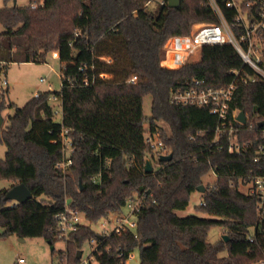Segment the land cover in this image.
Listing matches in <instances>:
<instances>
[{
  "label": "trees",
  "instance_id": "16d2710c",
  "mask_svg": "<svg viewBox=\"0 0 264 264\" xmlns=\"http://www.w3.org/2000/svg\"><path fill=\"white\" fill-rule=\"evenodd\" d=\"M148 1L29 0L25 7L0 8V73L13 55L19 62H41L57 53L61 63L60 90L38 92L22 107L8 105L15 109L0 128V143L6 147L0 179L12 181L11 186L24 183L33 197L15 203L4 199L10 187L0 190V236L43 237L50 245L65 240L72 264L93 238L97 247L90 257L96 264H121L118 247L123 258L138 248V264H253L264 259V221L258 217L259 198L241 192L239 184L248 175L264 174L259 152L264 146V80L237 79L230 111L247 115L245 124L235 123L237 139L245 146L229 152L223 135L218 149L213 144L218 121L210 106L171 104L169 93L190 87L195 79L220 87L232 81V70L253 71L230 44L205 45L196 63L162 66L168 37L188 34L193 23L217 22L218 16L207 0H181L175 8L155 2L150 8ZM218 2L232 21L235 9ZM260 65L264 68V48ZM134 74L136 84H128ZM52 95L60 103L59 120ZM146 95L151 98L149 130L159 128L172 154L170 161L158 160L151 172L144 171L151 153L144 141ZM5 107L0 86V111ZM158 121L168 125L169 134ZM63 127L73 147L65 174L56 167L63 155ZM210 171L216 181L200 192L206 204L198 206L209 217L177 215ZM142 193L135 230L98 239L91 224L121 212L130 196ZM65 207L76 209L87 223L59 238L54 215ZM214 225L229 231L227 240L207 241ZM225 250L227 255H221Z\"/></svg>",
  "mask_w": 264,
  "mask_h": 264
},
{
  "label": "built area",
  "instance_id": "2783aa9c",
  "mask_svg": "<svg viewBox=\"0 0 264 264\" xmlns=\"http://www.w3.org/2000/svg\"><path fill=\"white\" fill-rule=\"evenodd\" d=\"M225 7L235 9V15L232 21H229L224 15L218 0H207L209 6L218 16V21L214 23H202L198 28L190 31L188 34L173 35L167 38L164 43L165 56L161 61V65L177 69L186 64H192L201 61L202 49L205 45L213 44H230L239 54L243 63L253 71L252 75L243 73L241 70H232L233 79L230 83L214 87L205 84L203 80L195 79L190 87L184 90H171L169 93V102L178 105H197L210 106V113L217 118V126L213 138V144L217 145L218 149L223 147L220 144V138L226 135L229 139L227 143V151L239 153L244 143L237 139V132L239 127L235 123L243 124L237 120L238 110L230 111V102L233 93L236 89L237 79L240 78L242 82H254L257 78L264 80V68L261 67V50L262 47V33H264V0H223ZM155 2L158 5H163L168 0H149V3ZM258 5L256 12H253V7ZM107 59L108 58H104ZM42 81L44 79H41ZM138 80L137 75H131L127 83L136 84ZM87 84V81H85ZM3 84H7L4 80ZM38 92L34 95L37 96ZM50 101L54 103V114H61V107L56 96H50ZM55 106H58L55 107ZM246 118V122H247ZM68 129L62 128L61 141L62 152L61 159L56 163V167L63 173L68 166L72 164L70 158L73 152L72 140L68 135ZM144 141L150 147V158L159 160L163 154H168L164 147V143L160 137L158 130H146L144 133ZM259 152L264 154V146L259 147ZM259 159L255 157V160ZM156 168H153V170ZM249 180L245 183L240 181L239 185H246V194L256 195L259 198L257 207L258 217L260 221H264V174L248 175ZM144 193L130 196L121 212L110 214L107 218L101 220L102 230L99 235L109 236L110 234H121L128 230H135L137 224V215L143 204ZM15 202V201H14ZM17 203V202H15ZM205 201L201 200L200 205H205ZM81 214L73 208L65 207L61 212L54 215L58 222L59 236L65 237L77 229ZM106 222H113L112 229L108 230L104 227ZM252 240L253 236H249ZM90 241H96L91 239ZM117 256L121 259V264H128L129 259L133 256V251L124 257V252L121 247L117 248ZM24 262L23 258L18 259V264ZM80 262V261H79ZM85 264H96L93 257H89ZM68 264V263H60ZM78 264V263H77ZM253 264H264V259H261Z\"/></svg>",
  "mask_w": 264,
  "mask_h": 264
},
{
  "label": "rangeland",
  "instance_id": "374dc122",
  "mask_svg": "<svg viewBox=\"0 0 264 264\" xmlns=\"http://www.w3.org/2000/svg\"><path fill=\"white\" fill-rule=\"evenodd\" d=\"M29 4V0H0V8L7 7H25ZM150 8L155 6L154 3L148 5ZM202 23H193L190 27V31L198 28ZM2 28L0 27V32ZM264 47V42H262ZM61 63L58 59L57 53H49L45 61L41 62H19L13 55V60L10 61L4 70L0 73V86L4 90V101L6 107L1 111L4 118V122L1 128H4L8 121V115L13 114L15 106L22 107L28 100H30L37 92L44 91H58L61 87ZM41 79H44L43 81ZM6 80L7 84H3ZM14 103L15 106L9 107L10 103ZM58 108V106H55ZM143 113L144 119V130L149 129L148 117L151 113V98L146 95L143 98ZM247 118V115H245ZM56 120L60 119V115L55 116ZM159 126L162 130L169 134L168 125L163 121H158ZM160 133L159 128H157ZM6 147L0 143V157H4ZM146 160H150L153 168L159 166V161L156 158L147 157ZM67 170L65 171V173ZM63 173V172H62ZM64 173V174H65ZM216 181V173L210 171L203 177V185L207 187L212 185ZM12 181L7 179H0V190L8 189L11 187ZM241 192L247 191L246 185H239ZM201 193L194 191L190 195L189 203L185 209L177 210L176 214L179 216L186 215H198L202 217H209L205 215L198 206L201 203ZM38 199L48 201L49 198L41 196ZM81 223H87L83 216L80 217ZM91 227L99 234L103 228L102 222L98 221L95 224H91ZM104 227L108 230L112 229L113 222H106ZM2 228L0 227V233ZM229 231L221 225H214L210 227L207 234V241L215 243L220 240L223 235H228ZM60 238V236H59ZM65 238V237H63ZM17 237L16 235L0 236V264H18V259L23 258L24 262L21 264H60L68 263L70 261L71 253L66 251L65 240L56 241L53 245H50L43 237H28L24 238ZM53 247V249H52ZM97 247L96 241H87L82 246V256L78 264H85L84 261L88 262V259L93 250ZM64 250V253L59 255V252ZM221 255H227V251H223ZM139 263V250L135 248L133 250V256L129 259L128 264Z\"/></svg>",
  "mask_w": 264,
  "mask_h": 264
},
{
  "label": "water",
  "instance_id": "95a60500",
  "mask_svg": "<svg viewBox=\"0 0 264 264\" xmlns=\"http://www.w3.org/2000/svg\"><path fill=\"white\" fill-rule=\"evenodd\" d=\"M16 0H14L15 2ZM181 3V0H168L167 5L170 8H175L178 7ZM237 120L240 121L241 123L245 124L246 123V116L243 111H239L237 114ZM4 122V118L1 114L0 111V128L2 127ZM172 159V154H163L160 156L159 160L160 161H170ZM153 170L152 163L150 160H146L145 162V172H151ZM206 187L203 184H200L197 186L196 190L199 192H204ZM33 197L32 192L27 188V186L24 183H18L13 186H11L5 193L4 199L5 200H10V201H15L17 203H23ZM224 240H227V235H223L222 237ZM98 239H103L102 235L98 236ZM21 240H24L22 238ZM53 249V247H52ZM82 255V250H78L77 252V258H81Z\"/></svg>",
  "mask_w": 264,
  "mask_h": 264
}]
</instances>
